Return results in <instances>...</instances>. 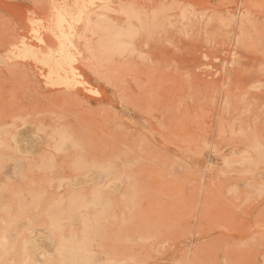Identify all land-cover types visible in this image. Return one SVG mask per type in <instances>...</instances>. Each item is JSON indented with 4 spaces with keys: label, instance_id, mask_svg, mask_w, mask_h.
I'll list each match as a JSON object with an SVG mask.
<instances>
[{
    "label": "rangeland",
    "instance_id": "rangeland-1",
    "mask_svg": "<svg viewBox=\"0 0 264 264\" xmlns=\"http://www.w3.org/2000/svg\"><path fill=\"white\" fill-rule=\"evenodd\" d=\"M0 264H264V0H0Z\"/></svg>",
    "mask_w": 264,
    "mask_h": 264
},
{
    "label": "bare ground",
    "instance_id": "bare-ground-1",
    "mask_svg": "<svg viewBox=\"0 0 264 264\" xmlns=\"http://www.w3.org/2000/svg\"><path fill=\"white\" fill-rule=\"evenodd\" d=\"M59 25H60V22H55V23H53L52 25H50L49 27V30H48V35L53 39V40H55V39H57V40H59V41H61V40H63V34H62V32L60 31L61 30V28L59 27ZM20 42H22V41H20ZM22 48L21 49H23V50H29L30 49V46L29 45H27L24 41L22 42ZM31 47H33V46H31ZM67 46L66 45H64V44H62L61 46H60V48L58 49V50H55L56 52H59L60 54H62L63 52L62 51H65V48H66ZM33 51V50H32ZM28 52V51H27ZM30 53V52H29ZM33 53V52H32ZM19 54V53H18ZM30 56H31V54H30ZM28 57V56H27ZM33 57V56H32ZM35 57H37V54H36V56ZM44 62H45V60H44ZM46 63V62H45ZM46 65H48L47 63H46ZM49 76V75H48ZM47 77V76H46ZM50 77V76H49ZM51 78V77H50ZM49 78V79H50ZM48 79V78H47Z\"/></svg>",
    "mask_w": 264,
    "mask_h": 264
}]
</instances>
